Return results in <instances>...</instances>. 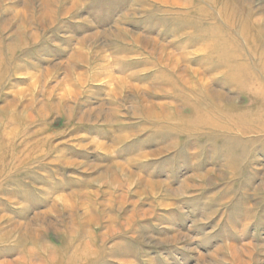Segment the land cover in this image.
Segmentation results:
<instances>
[{
  "label": "rangeland",
  "instance_id": "1",
  "mask_svg": "<svg viewBox=\"0 0 264 264\" xmlns=\"http://www.w3.org/2000/svg\"><path fill=\"white\" fill-rule=\"evenodd\" d=\"M0 264H264V0H0Z\"/></svg>",
  "mask_w": 264,
  "mask_h": 264
},
{
  "label": "bare ground",
  "instance_id": "2",
  "mask_svg": "<svg viewBox=\"0 0 264 264\" xmlns=\"http://www.w3.org/2000/svg\"><path fill=\"white\" fill-rule=\"evenodd\" d=\"M241 35H242V38L248 40L249 36H248L245 32H244L243 34L241 33ZM207 90H208L209 96H212V95L214 96V95H215V92L211 91V90L208 89V88H207Z\"/></svg>",
  "mask_w": 264,
  "mask_h": 264
}]
</instances>
